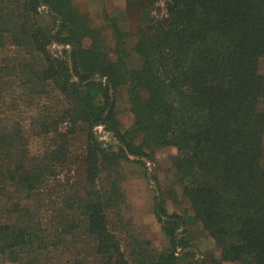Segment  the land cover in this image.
<instances>
[{
	"label": "trees",
	"instance_id": "16d2710c",
	"mask_svg": "<svg viewBox=\"0 0 264 264\" xmlns=\"http://www.w3.org/2000/svg\"><path fill=\"white\" fill-rule=\"evenodd\" d=\"M126 1L139 16L138 69L115 17L108 49L74 0H0V46L20 54L1 76H23L56 102L40 112V134L53 136L44 154L32 155L21 123L0 132V254L14 264H181L194 254L188 225L199 222L225 261L264 264V0H168L163 17L158 0ZM121 88L129 128L117 109ZM100 127L116 143L101 140ZM168 147L191 209L170 212L177 195L158 182L154 213L170 249L125 247L111 218L120 179L107 189L103 174H119L132 157L156 163ZM60 169L76 177L62 180Z\"/></svg>",
	"mask_w": 264,
	"mask_h": 264
},
{
	"label": "rangeland",
	"instance_id": "374dc122",
	"mask_svg": "<svg viewBox=\"0 0 264 264\" xmlns=\"http://www.w3.org/2000/svg\"><path fill=\"white\" fill-rule=\"evenodd\" d=\"M167 1L158 0L156 2L155 15L161 17L167 15ZM74 2L82 13L89 16L94 27L103 29L108 49L115 47V40L107 17H115L121 30L131 35L126 43L129 67L132 69L142 67L143 57L136 52L139 38V16L134 10L132 11L126 0H74ZM39 22L43 26L51 25V19L47 12H42ZM62 48L57 45L52 47L55 52ZM19 55L14 46H0V68L11 63ZM261 70L264 72V59L261 63ZM1 73L6 75L2 77L0 74V132L10 130L21 123L25 134L30 138L29 150L32 155L40 156L47 152L53 143L52 135L47 138L40 134V112L44 105H54L56 102L52 97L41 99L36 96L32 86L24 83L23 76L20 79L9 70H4ZM117 109L124 126L129 128L133 123V116L126 88H121L117 93ZM97 131L101 140L106 144L116 143L113 135L103 127L98 128ZM177 159V149L168 147L157 152L156 163L147 161L146 166H143L136 157H132L119 165V174H103V180L100 183L107 189L114 179L117 177L120 179L121 192L124 197L121 200L122 203H119V207L111 211V218L118 227V233L125 247L138 240L149 241L151 247L160 253L170 249L169 239L154 213V196L156 191L159 192L157 186L159 182L166 197L173 192L177 195L176 202L172 195L168 199L170 212L183 213L185 210L191 209L190 201L183 196L182 189L178 184L177 172L174 167ZM59 174L60 179L66 180L72 178L75 171L70 174L68 169H60ZM186 238L192 244L190 251L194 254L192 256L184 255L181 264H239L223 259L222 252L214 239L199 222H192L188 225ZM0 264L14 263L0 254Z\"/></svg>",
	"mask_w": 264,
	"mask_h": 264
}]
</instances>
